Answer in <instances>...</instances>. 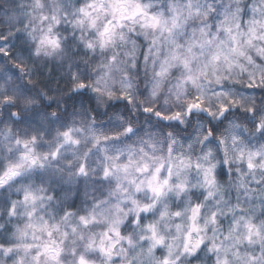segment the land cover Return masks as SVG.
<instances>
[{
	"label": "snow or ice",
	"instance_id": "6c2138e0",
	"mask_svg": "<svg viewBox=\"0 0 264 264\" xmlns=\"http://www.w3.org/2000/svg\"><path fill=\"white\" fill-rule=\"evenodd\" d=\"M0 264H264V0H0Z\"/></svg>",
	"mask_w": 264,
	"mask_h": 264
},
{
	"label": "trees",
	"instance_id": "16d2710c",
	"mask_svg": "<svg viewBox=\"0 0 264 264\" xmlns=\"http://www.w3.org/2000/svg\"><path fill=\"white\" fill-rule=\"evenodd\" d=\"M47 72H48V70L45 69V73H47ZM60 75H61V71H60V69L56 66L55 63H53V64L51 65V73H50V75H47V76L45 77V83H47L50 87L55 88V87H56L57 80L59 79ZM60 86H61V87H64V83H63L62 80L60 81ZM81 101L84 102L85 107H88L89 100L87 99V95H85V97H77V98H75L74 100H70V101H68L70 110H71V105H72L74 102H75L77 105H79V103H80ZM92 106L95 107L94 102L92 103ZM116 107H117V108H121L122 105L117 104ZM109 111H112V109H110ZM74 198H75L78 202H79L80 200H82V199H83L82 191H81V193L76 194V195L74 196Z\"/></svg>",
	"mask_w": 264,
	"mask_h": 264
}]
</instances>
